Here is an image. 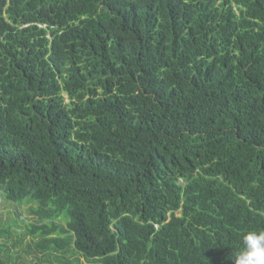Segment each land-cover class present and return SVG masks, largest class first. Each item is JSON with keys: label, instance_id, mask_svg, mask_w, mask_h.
<instances>
[{"label": "trees", "instance_id": "trees-1", "mask_svg": "<svg viewBox=\"0 0 264 264\" xmlns=\"http://www.w3.org/2000/svg\"><path fill=\"white\" fill-rule=\"evenodd\" d=\"M0 202V264H234L264 230V0H0Z\"/></svg>", "mask_w": 264, "mask_h": 264}, {"label": "clouds", "instance_id": "clouds-1", "mask_svg": "<svg viewBox=\"0 0 264 264\" xmlns=\"http://www.w3.org/2000/svg\"><path fill=\"white\" fill-rule=\"evenodd\" d=\"M242 244L233 258L234 264H264V230L245 232Z\"/></svg>", "mask_w": 264, "mask_h": 264}, {"label": "rangeland", "instance_id": "rangeland-1", "mask_svg": "<svg viewBox=\"0 0 264 264\" xmlns=\"http://www.w3.org/2000/svg\"><path fill=\"white\" fill-rule=\"evenodd\" d=\"M7 209H10V208H6L2 204V202H0V216L2 219H11L12 217H14V214L12 215V213H10ZM21 228L22 229L17 230L18 233H16V234H20L21 232L24 231V228L23 227H21ZM14 238H15V236H14ZM14 238L10 239V240H6L3 237L0 238V255H1V257H3L4 260H8L7 254L10 255L12 253V251H14L13 248H16V249L18 248L17 246L12 247L13 242L19 243ZM23 242L25 243V240ZM24 247L25 246H23V248ZM6 250H9V252L7 251V254L4 252ZM43 258H44V256H42V255H37V257H34L33 255L24 254V256H21L19 258V260L21 261L22 264H36V262H38L39 264H48L49 263L48 260L44 259L45 261H43L42 260ZM71 264H100V263H97V262L94 263L93 261L87 262L83 257L76 255L75 257H72Z\"/></svg>", "mask_w": 264, "mask_h": 264}]
</instances>
